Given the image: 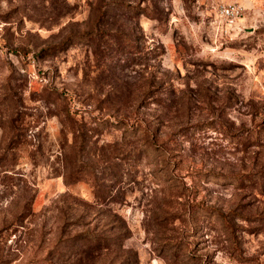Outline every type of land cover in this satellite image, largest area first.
I'll return each mask as SVG.
<instances>
[{
  "label": "rangeland",
  "instance_id": "374dc122",
  "mask_svg": "<svg viewBox=\"0 0 264 264\" xmlns=\"http://www.w3.org/2000/svg\"><path fill=\"white\" fill-rule=\"evenodd\" d=\"M0 264H264V0H0Z\"/></svg>",
  "mask_w": 264,
  "mask_h": 264
},
{
  "label": "built area",
  "instance_id": "2783aa9c",
  "mask_svg": "<svg viewBox=\"0 0 264 264\" xmlns=\"http://www.w3.org/2000/svg\"><path fill=\"white\" fill-rule=\"evenodd\" d=\"M221 13L229 23H234L241 14V8L237 5H230L222 8Z\"/></svg>",
  "mask_w": 264,
  "mask_h": 264
},
{
  "label": "trees",
  "instance_id": "16d2710c",
  "mask_svg": "<svg viewBox=\"0 0 264 264\" xmlns=\"http://www.w3.org/2000/svg\"><path fill=\"white\" fill-rule=\"evenodd\" d=\"M91 240V239H90Z\"/></svg>",
  "mask_w": 264,
  "mask_h": 264
}]
</instances>
